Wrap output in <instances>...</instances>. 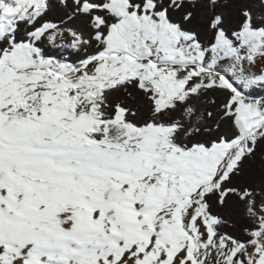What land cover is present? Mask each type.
Wrapping results in <instances>:
<instances>
[{
	"label": "snow or ice",
	"instance_id": "1",
	"mask_svg": "<svg viewBox=\"0 0 264 264\" xmlns=\"http://www.w3.org/2000/svg\"><path fill=\"white\" fill-rule=\"evenodd\" d=\"M0 264H264V0H0Z\"/></svg>",
	"mask_w": 264,
	"mask_h": 264
}]
</instances>
